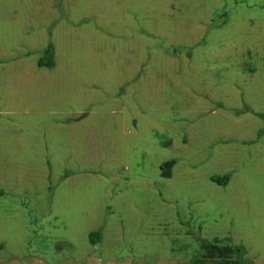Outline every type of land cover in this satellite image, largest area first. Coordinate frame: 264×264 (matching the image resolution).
<instances>
[{"label": "rangeland", "instance_id": "374dc122", "mask_svg": "<svg viewBox=\"0 0 264 264\" xmlns=\"http://www.w3.org/2000/svg\"><path fill=\"white\" fill-rule=\"evenodd\" d=\"M256 113L264 0H0V264H264Z\"/></svg>", "mask_w": 264, "mask_h": 264}, {"label": "trees", "instance_id": "16d2710c", "mask_svg": "<svg viewBox=\"0 0 264 264\" xmlns=\"http://www.w3.org/2000/svg\"><path fill=\"white\" fill-rule=\"evenodd\" d=\"M53 45L48 44L46 48L40 51L35 61L37 68H53ZM256 118L264 122V113H256ZM175 165L174 159L163 161L159 164L160 176L169 179L171 170ZM229 180L228 175L212 176L211 182L219 186H224ZM100 238V232L94 231L88 234L90 244H95ZM200 258L191 261V264H205L211 262L213 264H243L242 246L222 245L217 240L201 241L199 246Z\"/></svg>", "mask_w": 264, "mask_h": 264}, {"label": "crops", "instance_id": "0c3cea01", "mask_svg": "<svg viewBox=\"0 0 264 264\" xmlns=\"http://www.w3.org/2000/svg\"><path fill=\"white\" fill-rule=\"evenodd\" d=\"M27 259H29V260H31V259H35V260H41V261H43L44 259H47V260H51V259H49V258H45V257H42V256H29ZM54 260H58L57 258H55ZM64 260H66V261H71L72 263L71 264H77V261H72L73 260V258H65ZM57 262H59V261H57ZM59 263H63V264H65L64 262H59ZM53 264V263H52ZM55 264V263H54Z\"/></svg>", "mask_w": 264, "mask_h": 264}]
</instances>
